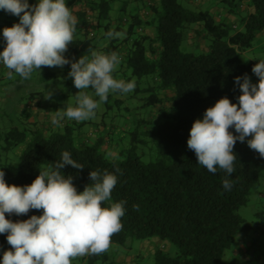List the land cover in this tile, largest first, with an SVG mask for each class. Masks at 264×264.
Listing matches in <instances>:
<instances>
[{"label":"trees","instance_id":"16d2710c","mask_svg":"<svg viewBox=\"0 0 264 264\" xmlns=\"http://www.w3.org/2000/svg\"><path fill=\"white\" fill-rule=\"evenodd\" d=\"M184 1L194 8L184 6L182 0H66L79 21L67 57L79 59L81 53L94 50L106 54L115 51L121 56L114 73L117 79L152 75L154 84L145 88L149 95L142 105L154 108L149 118L156 122L145 128L141 120L138 126L156 146L155 159L145 162L133 148H128L122 158L109 159L98 149L103 138L92 145L86 141L76 144L74 131L83 122L65 119L60 125L51 123L57 107L52 103L54 108L46 106L49 91L51 101L53 96L75 98L79 91L67 76L70 65H65L62 69L43 67L41 72L34 71L30 80L45 88L20 97L19 101L28 102L24 103V113L17 115L19 125L0 124V169L7 183L30 184L39 169L54 164L63 151H69L84 168L65 166L62 174L73 177L78 191L90 183L91 170L118 176L112 202L126 201V211L122 228L113 234L111 242L123 244L129 237L156 235L176 249L174 256L159 253L156 264H241L224 260L223 254L236 236L249 228L239 209L258 188L264 159L238 141L234 146L235 172L228 175L218 169L211 173L198 165L187 139L194 120L202 118L217 100L227 96L237 103L241 93L234 84L236 76L247 74L254 76L253 83L258 81L252 73L254 61L244 59L242 54L253 49L256 37L264 53V0H205L198 6L193 4L195 0ZM35 2L29 0L30 4ZM218 4L226 13L211 12L210 7ZM242 7L247 12L243 28L228 18ZM18 21V17L0 10V30ZM110 30L123 35L109 38L106 34ZM187 42L196 51L183 49ZM3 47L0 35V50ZM8 72L6 68L0 70V77ZM7 76L8 81H28L14 72ZM41 111L45 112L44 119L35 114ZM225 178L232 183L230 190L223 188ZM41 212L6 214V218L25 220ZM10 247L6 235L0 234V256ZM87 258L88 264H93L98 255Z\"/></svg>","mask_w":264,"mask_h":264},{"label":"clouds","instance_id":"9594fccd","mask_svg":"<svg viewBox=\"0 0 264 264\" xmlns=\"http://www.w3.org/2000/svg\"><path fill=\"white\" fill-rule=\"evenodd\" d=\"M0 10L19 18L0 30L4 42L0 66L9 70V76L14 72L30 80L32 73L41 72L43 67L62 69L70 65L67 76L79 91L74 105L55 111L53 125L65 119H94L110 94L126 95L135 90V79L126 81L114 75L121 64L117 52L88 51L79 59L65 55L79 23L66 0H36L34 4L29 0H0ZM106 35L116 38L123 34L110 30ZM252 73L258 77L255 83L247 74L234 78L241 93L237 103L227 96L220 98L202 118L194 120L189 130L188 148L198 165L211 173L218 169L228 175L235 172L234 146L238 141L264 159V59L253 65ZM51 96L49 91L45 99ZM65 166L84 168L69 151H63L58 161L39 169L30 184H9L0 169V234L6 235L11 246L2 251L0 264H72L77 257L99 255L109 249L126 211V201L112 202L117 174L91 170L90 183L78 191L73 177L62 174ZM222 183L224 190L231 189L229 179ZM31 210L42 212L25 220L6 218V214L21 216Z\"/></svg>","mask_w":264,"mask_h":264},{"label":"rangeland","instance_id":"374dc122","mask_svg":"<svg viewBox=\"0 0 264 264\" xmlns=\"http://www.w3.org/2000/svg\"><path fill=\"white\" fill-rule=\"evenodd\" d=\"M213 1L218 2V0ZM182 3L188 8H194L187 1L182 0ZM194 3L198 6L201 0H195ZM210 10L215 15L219 11L222 14L226 13L221 4L211 6ZM236 11L238 13L230 15L229 19L243 28V19L246 17L247 12L245 8L236 9ZM258 40L259 38L256 37L253 49L242 54L244 59H250L255 64L258 63L259 59H264V53L261 52L257 43ZM182 47L188 51H196L193 44L188 42L183 43ZM87 53L88 51L81 53L79 58ZM0 70L4 71L5 67L0 66ZM7 75L4 74L0 78L4 79L2 81L4 84H8L7 88L9 90L10 87V91L13 89L24 90L28 95L33 90H43L45 88L33 79L19 83L8 81ZM250 78L253 80L254 76ZM119 79L121 78L119 77ZM132 79L136 81V88L133 92L126 95L110 94L107 102L103 103L97 111L96 117L83 121L81 127L74 131L76 144H83L86 141V143L92 145L99 138H103L104 140L98 149L109 159L122 158L127 153L128 148H133L134 154L140 156L145 162L156 158L158 154L156 146L148 140L149 138L143 136L141 131L143 127L148 128L152 121L156 122L149 118V115L154 113V108L142 105L145 97L149 95L145 88L148 84H154V80L152 75L143 76L139 79L132 77ZM4 90L5 87L0 86V124L6 127L13 124L19 125L20 122L17 117L24 113L21 106L24 107V103L28 100L19 101L16 98L21 92L14 93L13 91L8 92L7 89ZM89 93H91V90H89ZM74 102V97L64 100L60 96H53L52 101L51 98L46 100V106L53 105L57 107V110H63L69 105H74ZM48 111L51 112V110ZM35 114L38 119H44L45 117L44 111ZM51 115H54V113ZM141 120L146 123V126H138ZM259 192L263 193V196L259 197ZM239 214L249 228L244 233L236 236L234 243L224 251L223 259H234L241 264H264V170L259 173L258 188L250 193L248 202L239 209ZM175 251L173 243L156 235L145 239H132L129 237L123 244L111 242L109 249L99 254L93 264H156L159 253L174 256ZM84 257L86 258L77 257L72 264H88L87 256Z\"/></svg>","mask_w":264,"mask_h":264},{"label":"crops","instance_id":"0c3cea01","mask_svg":"<svg viewBox=\"0 0 264 264\" xmlns=\"http://www.w3.org/2000/svg\"><path fill=\"white\" fill-rule=\"evenodd\" d=\"M190 1H192V0H190ZM201 3L205 4V0H202ZM210 8H211V7H210ZM242 8H244V7H242ZM217 9H218V8H217ZM224 11H226V10H224ZM248 11H251V8H248ZM227 16H228V15H227ZM225 17H226V15L224 16V18H225ZM229 17H230V15L228 16V18H229ZM229 20H230V19H229ZM249 60H250V59H249ZM1 77H3V75H2ZM1 79H2V78H0V82H2V81L4 80V79H2V80H1ZM2 85L5 87V90H6V89L8 90V88H7V85H8V84H4V83L2 82V83L0 84V86H2ZM5 90H4V91H5ZM10 90H11V88L9 87L8 92H12V91H13L14 93H15V92H21V94H20L19 96L16 97L17 99H20V97L25 93L24 90H23V91H22V90H15V89H13L12 91H10ZM20 106H21V105H20ZM21 108L24 109V107H22V106H21ZM258 196H259V197L263 196V193L259 192V193H258Z\"/></svg>","mask_w":264,"mask_h":264}]
</instances>
